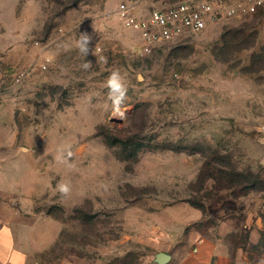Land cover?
Returning a JSON list of instances; mask_svg holds the SVG:
<instances>
[{"label":"rangeland","instance_id":"obj_1","mask_svg":"<svg viewBox=\"0 0 264 264\" xmlns=\"http://www.w3.org/2000/svg\"><path fill=\"white\" fill-rule=\"evenodd\" d=\"M121 1L0 0V213L40 264H264V9L142 54Z\"/></svg>","mask_w":264,"mask_h":264},{"label":"built area","instance_id":"obj_2","mask_svg":"<svg viewBox=\"0 0 264 264\" xmlns=\"http://www.w3.org/2000/svg\"><path fill=\"white\" fill-rule=\"evenodd\" d=\"M263 9L264 0H181L139 11L130 0H122L116 13L124 26L139 33L141 53L150 54L180 37L202 32L236 17L256 14ZM50 61L45 56L40 67L46 70ZM29 73L30 69L22 70L16 82L20 83Z\"/></svg>","mask_w":264,"mask_h":264},{"label":"crops","instance_id":"obj_3","mask_svg":"<svg viewBox=\"0 0 264 264\" xmlns=\"http://www.w3.org/2000/svg\"><path fill=\"white\" fill-rule=\"evenodd\" d=\"M34 227L21 223L15 215L9 218L6 213H0V264H40L39 256L45 247L39 241V230ZM194 243L181 258V264H218L222 243L213 244L204 239Z\"/></svg>","mask_w":264,"mask_h":264},{"label":"clouds","instance_id":"obj_4","mask_svg":"<svg viewBox=\"0 0 264 264\" xmlns=\"http://www.w3.org/2000/svg\"><path fill=\"white\" fill-rule=\"evenodd\" d=\"M108 87L111 89L112 93L118 94V99L123 98L126 89L124 88L121 77L118 73H113L109 77ZM57 190L60 192L61 195H67L70 189L66 184L60 183L57 185Z\"/></svg>","mask_w":264,"mask_h":264},{"label":"water","instance_id":"obj_5","mask_svg":"<svg viewBox=\"0 0 264 264\" xmlns=\"http://www.w3.org/2000/svg\"><path fill=\"white\" fill-rule=\"evenodd\" d=\"M171 255L169 253H166V252H159L156 254V261L159 263V264H164V263H167L168 261L171 260Z\"/></svg>","mask_w":264,"mask_h":264}]
</instances>
